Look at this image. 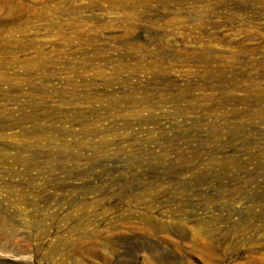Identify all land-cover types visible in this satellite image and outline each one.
Listing matches in <instances>:
<instances>
[{"label":"rangeland","instance_id":"374dc122","mask_svg":"<svg viewBox=\"0 0 264 264\" xmlns=\"http://www.w3.org/2000/svg\"><path fill=\"white\" fill-rule=\"evenodd\" d=\"M193 241L264 255V0H0V264Z\"/></svg>","mask_w":264,"mask_h":264},{"label":"bare ground","instance_id":"6f19581e","mask_svg":"<svg viewBox=\"0 0 264 264\" xmlns=\"http://www.w3.org/2000/svg\"><path fill=\"white\" fill-rule=\"evenodd\" d=\"M136 230H139V228ZM147 232L148 231L146 230V232H142L140 234L142 236H146ZM191 245L198 252L199 257L204 264H221L220 258L217 255V250L209 242L193 241L191 242ZM245 264H264V255L250 256L246 258Z\"/></svg>","mask_w":264,"mask_h":264}]
</instances>
